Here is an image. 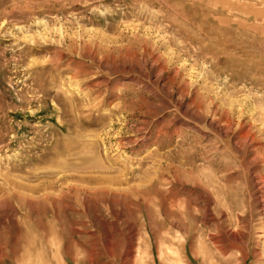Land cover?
<instances>
[{"label": "rangeland", "instance_id": "obj_1", "mask_svg": "<svg viewBox=\"0 0 264 264\" xmlns=\"http://www.w3.org/2000/svg\"><path fill=\"white\" fill-rule=\"evenodd\" d=\"M0 264H264V0H0Z\"/></svg>", "mask_w": 264, "mask_h": 264}, {"label": "bare ground", "instance_id": "obj_2", "mask_svg": "<svg viewBox=\"0 0 264 264\" xmlns=\"http://www.w3.org/2000/svg\"><path fill=\"white\" fill-rule=\"evenodd\" d=\"M192 235V234H191Z\"/></svg>", "mask_w": 264, "mask_h": 264}]
</instances>
